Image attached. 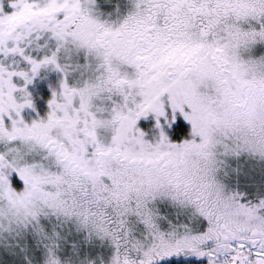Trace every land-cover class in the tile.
<instances>
[{
    "label": "snow or ice",
    "instance_id": "1",
    "mask_svg": "<svg viewBox=\"0 0 264 264\" xmlns=\"http://www.w3.org/2000/svg\"><path fill=\"white\" fill-rule=\"evenodd\" d=\"M0 264H264V0H0Z\"/></svg>",
    "mask_w": 264,
    "mask_h": 264
}]
</instances>
